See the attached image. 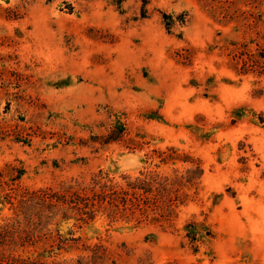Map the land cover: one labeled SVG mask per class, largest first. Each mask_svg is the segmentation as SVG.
I'll return each mask as SVG.
<instances>
[{
	"label": "rangeland",
	"instance_id": "rangeland-1",
	"mask_svg": "<svg viewBox=\"0 0 264 264\" xmlns=\"http://www.w3.org/2000/svg\"><path fill=\"white\" fill-rule=\"evenodd\" d=\"M196 164L169 219L61 211L6 254L264 264V0H0V224L25 190Z\"/></svg>",
	"mask_w": 264,
	"mask_h": 264
},
{
	"label": "trees",
	"instance_id": "trees-1",
	"mask_svg": "<svg viewBox=\"0 0 264 264\" xmlns=\"http://www.w3.org/2000/svg\"><path fill=\"white\" fill-rule=\"evenodd\" d=\"M109 138L108 142L113 140ZM201 174L202 169L196 164L181 174L176 171L173 175L141 171L136 177L124 176L123 183L113 182L99 174L85 185L71 179L69 183L63 182L58 189L25 190L15 203L11 202L14 218L0 224V264H26L4 251L29 242L30 239L23 237L19 243L13 233L26 230L22 225L32 222L34 217L52 220L62 211L64 219L76 215L78 220L87 221L93 219L97 212L111 219L118 216L131 218L136 213L147 218L150 212H155L169 219L172 214H176L177 207L185 203L188 194L182 189L193 184ZM45 211L47 214L43 215ZM67 211H75V214H68ZM20 215L23 216L21 220L18 218Z\"/></svg>",
	"mask_w": 264,
	"mask_h": 264
}]
</instances>
